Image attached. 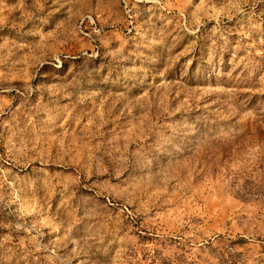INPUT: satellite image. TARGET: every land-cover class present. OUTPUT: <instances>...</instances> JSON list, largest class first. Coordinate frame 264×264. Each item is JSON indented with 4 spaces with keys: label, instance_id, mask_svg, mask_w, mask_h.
<instances>
[{
    "label": "rangeland",
    "instance_id": "374dc122",
    "mask_svg": "<svg viewBox=\"0 0 264 264\" xmlns=\"http://www.w3.org/2000/svg\"><path fill=\"white\" fill-rule=\"evenodd\" d=\"M0 0V264H264V0Z\"/></svg>",
    "mask_w": 264,
    "mask_h": 264
},
{
    "label": "built area",
    "instance_id": "2783aa9c",
    "mask_svg": "<svg viewBox=\"0 0 264 264\" xmlns=\"http://www.w3.org/2000/svg\"><path fill=\"white\" fill-rule=\"evenodd\" d=\"M123 2V6L125 9V13L129 18H132V14H131V7L129 5V0H121Z\"/></svg>",
    "mask_w": 264,
    "mask_h": 264
}]
</instances>
